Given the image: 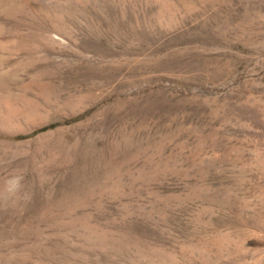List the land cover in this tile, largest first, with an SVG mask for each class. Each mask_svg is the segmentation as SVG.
<instances>
[{
    "label": "rangeland",
    "instance_id": "1",
    "mask_svg": "<svg viewBox=\"0 0 264 264\" xmlns=\"http://www.w3.org/2000/svg\"><path fill=\"white\" fill-rule=\"evenodd\" d=\"M0 264H264V0H0Z\"/></svg>",
    "mask_w": 264,
    "mask_h": 264
},
{
    "label": "trees",
    "instance_id": "2",
    "mask_svg": "<svg viewBox=\"0 0 264 264\" xmlns=\"http://www.w3.org/2000/svg\"><path fill=\"white\" fill-rule=\"evenodd\" d=\"M52 126H54V125L52 124V125L44 126V127H41V128H39V129H36V130L32 131V132H31L30 134H28V135H21V136H19V137H20V138L29 137V136H32V135H34V134L40 132V131L46 130V129L52 127Z\"/></svg>",
    "mask_w": 264,
    "mask_h": 264
}]
</instances>
